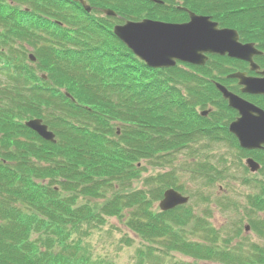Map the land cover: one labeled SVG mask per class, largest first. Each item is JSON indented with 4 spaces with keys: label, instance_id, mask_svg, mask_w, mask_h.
Returning a JSON list of instances; mask_svg holds the SVG:
<instances>
[{
    "label": "trees",
    "instance_id": "obj_1",
    "mask_svg": "<svg viewBox=\"0 0 264 264\" xmlns=\"http://www.w3.org/2000/svg\"><path fill=\"white\" fill-rule=\"evenodd\" d=\"M86 1L90 13L73 0H0V264H119L107 252L95 256L88 243L113 218L140 240L131 264H264V243L242 227L246 216L264 239L256 215L264 214V183L235 180L233 167L224 176L208 154L218 125L235 116L214 80L231 84L222 65L239 62L213 56L205 67L152 69L113 33L126 20L184 23L186 8L264 51V0ZM108 8L118 16H106ZM245 97L264 109V97ZM32 119L57 142L28 129ZM230 139L264 174V153ZM147 166L164 172L143 178ZM178 167L206 187L231 178L250 188L245 205L222 207L245 216L231 229L216 228L211 199L202 195V212L193 205L161 212L157 204L170 188L195 197Z\"/></svg>",
    "mask_w": 264,
    "mask_h": 264
},
{
    "label": "water",
    "instance_id": "obj_2",
    "mask_svg": "<svg viewBox=\"0 0 264 264\" xmlns=\"http://www.w3.org/2000/svg\"><path fill=\"white\" fill-rule=\"evenodd\" d=\"M80 1L86 12L92 8L84 0ZM159 2V1H158ZM190 20L184 24H172L162 21L143 20L127 21L114 27L115 36L124 43L141 61L154 69L175 67L178 62L204 66L209 54H229L230 57L251 63L253 58L262 54L254 44H242L236 30L220 29L219 24L209 16L197 15L185 9ZM110 17H116L115 11L104 9ZM30 59L34 62L33 55ZM262 78L248 77L245 73H236L231 78L237 79L242 92L250 95H264V72ZM230 108L239 112V118L230 125V132L238 138L239 144L246 150L264 148V110L230 92L226 87L216 84ZM207 113H204L206 115ZM26 126L44 140L55 143V135L48 130L42 120H32ZM251 172L260 170V165L253 159L247 160ZM189 202L174 189L164 194L160 203L163 212L171 211ZM250 231L249 227H246Z\"/></svg>",
    "mask_w": 264,
    "mask_h": 264
},
{
    "label": "rangeland",
    "instance_id": "obj_3",
    "mask_svg": "<svg viewBox=\"0 0 264 264\" xmlns=\"http://www.w3.org/2000/svg\"><path fill=\"white\" fill-rule=\"evenodd\" d=\"M238 92V91H237ZM216 148L217 151L214 149ZM213 150L209 153L212 155L217 154V159L219 158V155L223 159L224 162L227 163V168L233 167V176L236 177V180H239L241 182L246 181V178L248 180H254L255 178H263L262 180H259L258 182L264 183V174H256L252 175L249 173V171L245 168V160L247 156L243 155L242 153H238L235 149L227 150V149H220L217 148V146H214ZM215 158V157H213ZM212 159V157L210 158ZM184 165V163H183ZM180 170L181 167H178ZM184 168L180 170V178L182 182L183 187H187L186 192L193 193L195 195L194 199H191V204H193L194 208H196V211L202 212L205 209V206L208 202H204L202 200H198L201 195L202 196H208L211 199L210 206L213 209V215H212V222L216 226V228H224V229H231L233 221L237 220V218L243 217L245 214H233L232 209H224L219 206V203L217 201V198H221L226 193L230 196L232 201H237L243 205H245V196L252 193L253 191L250 188L242 186L239 182H235V180L229 181L231 185L228 187L223 184H217L215 187L210 188L204 186L201 182H195L189 175L190 173L184 172ZM164 169L161 167L154 168L152 166H147V171L143 174V178H147L150 176H156L159 173H163ZM228 172V170H227ZM136 182L134 185L138 187L141 186L140 183ZM221 185L224 186V188L228 191H224L221 188ZM182 187V188H183ZM171 189V188H170ZM174 189V188H173ZM190 196V195H189ZM199 196V197H197ZM217 203V206H216ZM159 206V203L157 204V207ZM209 206V207H210ZM258 215V213L256 214ZM246 218V217H245ZM244 218V225L242 226L243 229H245V225H249L250 223L247 222V218ZM226 226V227H225ZM233 227V226H232ZM251 227V226H250ZM127 235L131 238H135V242L132 243V246H126L124 244H120V240L124 238V236ZM243 235L248 236L250 240L253 243H264V239L260 237L259 234L251 231L249 233L243 232ZM94 255L95 256H103L105 252L110 255L117 263L119 264H131L133 263V259L135 257V253L137 248L140 245V240L135 237L134 234H132L123 224L117 219H108V222L106 226L103 227L102 231L95 234L89 241ZM181 260L189 261L188 259H182L180 257H177Z\"/></svg>",
    "mask_w": 264,
    "mask_h": 264
},
{
    "label": "flooded vegetation",
    "instance_id": "obj_4",
    "mask_svg": "<svg viewBox=\"0 0 264 264\" xmlns=\"http://www.w3.org/2000/svg\"><path fill=\"white\" fill-rule=\"evenodd\" d=\"M220 28H228V27H220ZM242 44H247V43H244V42H242V41H240ZM250 43V42H249ZM252 44H254L255 45V47L259 50V51H261L263 54H260V55H256V56H254V58H253V62H254V68L252 67V65H251V63H249V62H246V61H243V60H240V59H236V58H232V57H230L229 56V54H225V55H218L217 54V56L218 57H222V58H228L229 60H232V61H237V62H239V64H234V63H227V64H224V65H222V67L223 68H225V69H228V70H230L231 72L229 73V74H227L225 77L228 79V80H232L233 82L231 83V84H225V83H223L224 82V80L223 81H217V80H214V84H221V85H223V86H225V87H227L230 91H232V92H234V93H237L238 94V92L237 91H234V90H232L230 87H238V89H239V91L241 92V90H242V87L239 85V81L237 80V79H234V78H231L230 76L231 75H233V74H236V73H245V74H247V76L248 77H253V78H262L263 77V72H264V67H263V65L261 64V57L263 58V56H264V51L257 45V44H255V43H252ZM214 56V55H213ZM212 55H209V58L211 59L212 57H213ZM231 61V62H232ZM179 65H182V67H185L187 70H190L189 68L190 67H205L206 65H204V66H199V65H190V64H179ZM221 71H222V69L220 68V67H218L217 66V77H219V78H222L223 76H222V74H221ZM247 96H251V97H264V96H259V95H247ZM243 97V96H242ZM245 100H247V101H250L247 97H243ZM250 102H252V101H250ZM253 103V102H252ZM255 104V103H254ZM232 111H234L235 112V116H234V118L231 120V121H229V123L227 124V127L225 128L224 126H222V125H218V127H217V129H216V131H217V142H215V145L214 146H217V148H220V149H227V150H231V149H235V150H237V148L235 147V148H233V144L232 143H230L229 141L231 140L230 139V136L231 137H233L235 140H236V142H237V145L239 146V148L241 149V150H243V151H247V152H253V151H262V153H264V148H262V149H258V150H246V149H243L241 146H240V144H239V141H238V138L235 136V134H233V133H231L230 132V125L233 123V122H235L238 118H239V112L238 111H235V110H232ZM203 110L202 111H200V114L202 115V116H205L204 114H203ZM230 135V136H229ZM214 146H213V148H214ZM213 148H212V150H213ZM216 151H217V149L216 148H214ZM215 159L217 160V168H218V170L219 169H221V171H222V169H224L225 170V173H226V175H224V176H227L228 174V172L230 173L231 172V170L229 169V168H227L226 169V166H227V163L225 164L226 166L225 167H221V166H224L223 165V163L224 162H222V158H221V156L219 155V158L217 159V154L215 155ZM248 159H254L255 161H257L254 157H251V156H247V158H246V160H245V163H244V165H245V167L247 168V170L249 171V173H251L252 175L253 174H259V171H257V172H255V173H253V172H251V170L248 168V166H247V160ZM260 165H261V163L259 162V161H257ZM262 166V165H261ZM227 170H228V172H227ZM258 180H262L263 178H257ZM236 180V179H235ZM225 181H227V182H229V181H231V178L230 179H226ZM222 188V187H221ZM223 189V188H222ZM226 197H229V199H230V202L228 201V199L226 198ZM219 199L222 201V202H220L219 203V206L222 208V207H225L226 205H231V203H232V206H233V202H236V201H232L231 200V198H230V196L226 193L225 195H223L221 198L219 197ZM217 201H218V198H217ZM218 207V206H217ZM233 208V207H232ZM232 211V210H231ZM233 214H235V212L233 211L232 212ZM245 216V215H244ZM257 216H259V217H262V219H264V214L262 213V212H259L258 213V215ZM246 217V216H245ZM244 217V218H245ZM247 218V217H246ZM245 218V219H246ZM240 218H237V220H239ZM237 220H235V221H233V222H231L232 223V226L234 227V222H236ZM243 225H244V223H243ZM251 226V225H250ZM249 225H245V227H249L250 228V231L249 232H251L252 231V228L250 227ZM246 229V228H245ZM245 229H244V231H245Z\"/></svg>",
    "mask_w": 264,
    "mask_h": 264
}]
</instances>
